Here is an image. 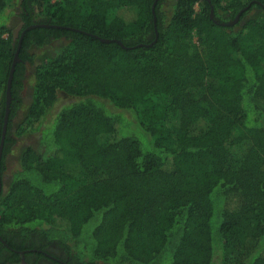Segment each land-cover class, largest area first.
<instances>
[{"label":"trees","instance_id":"trees-1","mask_svg":"<svg viewBox=\"0 0 264 264\" xmlns=\"http://www.w3.org/2000/svg\"><path fill=\"white\" fill-rule=\"evenodd\" d=\"M15 4L0 0V126L21 37L5 142L39 135L0 192V235L65 264H264V0H20L14 36Z\"/></svg>","mask_w":264,"mask_h":264},{"label":"flooded vegetation","instance_id":"flooded-vegetation-1","mask_svg":"<svg viewBox=\"0 0 264 264\" xmlns=\"http://www.w3.org/2000/svg\"><path fill=\"white\" fill-rule=\"evenodd\" d=\"M2 125L0 126V192L7 187V183L9 182L11 174V170L9 171L10 158H12V153L17 145V138L12 137V134L15 133L13 121L11 120L8 125L6 122L3 133ZM8 132L12 133L9 137L13 142L10 144L5 142ZM8 241L13 245L12 247ZM34 242H36V237L34 235L30 236V238L22 244L19 236L0 235V264H15L13 261L16 260L18 261L17 264H54L55 262L56 264H65L67 261V257H65L63 252L55 247L53 243L47 245L49 246L48 249L45 248L41 250L36 247V243L34 246L31 245ZM14 245L17 246L16 249ZM38 254L41 256L38 257Z\"/></svg>","mask_w":264,"mask_h":264},{"label":"rangeland","instance_id":"rangeland-1","mask_svg":"<svg viewBox=\"0 0 264 264\" xmlns=\"http://www.w3.org/2000/svg\"><path fill=\"white\" fill-rule=\"evenodd\" d=\"M16 4L13 7V14L9 17L8 19V23H7V27L9 28V30L12 32V34L15 36L16 32L18 31L19 27H20V21H19V17L17 16V14L19 13V1L20 0H13ZM195 10H197V6H195ZM59 43V42H58ZM57 42H55L53 44V46L46 47L43 50H36L34 51V55L37 56L34 60L35 62L39 61V58H45L52 50L54 47H56L58 45ZM32 67L33 66H27L26 68V72L24 74V79L22 81V88L20 90V95H21V104L23 107L27 106L28 102L30 101V94H31V90L33 88V80H32ZM73 101L72 98H69L63 94H59L57 102L55 104V108L59 109L60 107H63L69 103H71ZM22 107V108H23ZM51 115V114H50ZM126 117L130 118L131 120V114L130 113H125ZM17 117H19V113L17 114ZM14 121H16L14 119ZM38 133H33V134H29L26 136H22L17 138V145L15 146L14 152L12 153V158H10V166H9V171L11 170V172L13 171V169L15 168V160L16 157L19 155V153L21 152L22 149L29 147V146H33L36 144L37 138H38ZM36 198L40 201L44 200V198L41 195H37ZM242 240H239L236 242V244L234 245V248L232 250L227 249V253H228V258L229 260H233V261H239L243 260L244 255L242 254L243 249L242 246H244V241L241 243ZM49 248V247H48ZM47 248V249H48ZM52 251V250H51ZM218 258V257H217Z\"/></svg>","mask_w":264,"mask_h":264},{"label":"water","instance_id":"water-1","mask_svg":"<svg viewBox=\"0 0 264 264\" xmlns=\"http://www.w3.org/2000/svg\"><path fill=\"white\" fill-rule=\"evenodd\" d=\"M208 2V0H206ZM154 6V4H153ZM244 11V10H241L239 11L236 16L234 17V19L228 23H220L219 25H222V26H230L234 23L237 22L238 18H239V15L241 14V12ZM210 18H212V11L210 10ZM213 23L217 24V21L214 20ZM153 24H155V21L153 20ZM34 26H30L28 28H26V30L30 29V28H33ZM53 28H60V27H57V26H52ZM68 29V28H66ZM76 31V30H74ZM77 32V31H76ZM22 35V34H21ZM96 38V37H94ZM20 39L21 37L19 38V41H18V44H17V48H16V51L14 53V56H13V59H12V62H11V65H10V69H9V73H8V79H7V82H6V89H5V110H4V115H3V125H2V133L4 132L5 130V125H6V122H7V117H8V113H9V102H10V95H9V88H10V81H11V77H12V72H13V68H14V65L16 62H18V58H17V53H18V49H19V43H20ZM100 42H103V43H109V42H114L116 43L118 46H120L121 48H125L123 47V45L119 42V41H115V40H106V39H100V38H97ZM154 42V41H153ZM152 42V43H153ZM151 43V44H152ZM129 49V48H128Z\"/></svg>","mask_w":264,"mask_h":264}]
</instances>
